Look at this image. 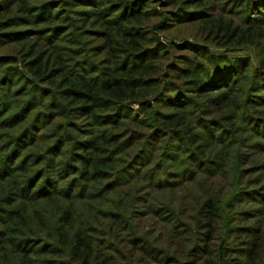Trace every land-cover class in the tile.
I'll return each instance as SVG.
<instances>
[{"label": "rangeland", "instance_id": "rangeland-1", "mask_svg": "<svg viewBox=\"0 0 264 264\" xmlns=\"http://www.w3.org/2000/svg\"><path fill=\"white\" fill-rule=\"evenodd\" d=\"M115 40L148 50L124 64L151 65L150 108L69 105L63 78L99 83ZM222 59L223 102L193 81ZM262 70L264 0H0V264H80L73 236L84 264H264Z\"/></svg>", "mask_w": 264, "mask_h": 264}, {"label": "trees", "instance_id": "trees-1", "mask_svg": "<svg viewBox=\"0 0 264 264\" xmlns=\"http://www.w3.org/2000/svg\"><path fill=\"white\" fill-rule=\"evenodd\" d=\"M3 7H8V6L5 5ZM28 10L29 9L24 8L25 13L28 12ZM141 15H142L141 13H135L133 19L137 20ZM220 32H222V39L225 40L226 43L231 41H236L240 44L247 43L251 39V33H252L250 30L247 29L240 30L239 28L231 27L230 25H226L222 28L220 25H218L215 28L213 35L216 36ZM115 44L119 46L118 41H116ZM128 45H130L129 46L130 48L132 46L134 47L133 49H135L137 47L136 40L130 38L128 40ZM119 47L120 49L111 47L110 51L125 52V55L123 56V58H121L122 61L121 65H119V67L117 68L116 67L113 68L110 71L104 73L101 72L102 75L100 77L99 83H95V85H93L89 83L90 80H87L86 78H81L79 80H68L67 79L68 77L63 78V82L67 84V86L65 87L66 91L71 96V98L69 99L64 98L67 99V103L69 105L71 106L74 105L81 112H84L86 114H93V112L97 110H103V109L108 110L111 107H114L115 110L122 109L121 103H126V102L136 104L141 109L144 108L145 110H147L150 108L149 103L152 100V95L153 94L156 95L158 92L157 90L158 80L156 78L145 77L148 76L147 75L148 72H146V70L151 65H146L147 62L145 63L132 62L130 66L125 67V64L129 60V58H131V60L138 59V61H140V58L146 55L148 50L140 49L133 51L131 49H125V48L124 50H122L123 49L122 46ZM154 47H155L154 50L156 51L161 50V46L159 44L155 45ZM183 47H184L183 49L194 51L195 53L201 54L203 56L207 55L206 54L207 50L205 48H197L189 44H184ZM68 51H72V50L68 49ZM58 57L60 58V56ZM70 57L71 56H69V58ZM38 59H40V56H37L34 60L32 59L30 64L36 62ZM61 59L59 61H62ZM222 60H223L222 64L224 65H222L221 63L220 64L215 63L213 65L215 68V74L209 78L208 83L203 81V79L193 80L198 84H200V86L201 85L210 86L216 83L215 86L216 88L214 89H216L217 91H220V89L224 88V91L221 92L218 97L219 100H221V102L227 99L228 94L226 91L234 83L232 81L236 80L235 79L236 75H234L235 73L233 74L231 72V68L226 63V60L225 59ZM28 70L31 72L30 73L28 71L32 77H35L37 80H39V76L42 77L43 74L42 70H44V66L43 65L42 66L32 65V67L28 66ZM261 72L264 73V70H262ZM187 73L189 74V72ZM228 80L231 81L229 85H222V86L218 85L221 82H228ZM100 166L101 164H99V162H96L92 165L93 169L96 171L98 170L97 168H100ZM207 213L209 215L214 216V214H212L211 212H207ZM69 252H70V258L72 260H79L80 264H84L86 259L89 257V253H90L89 244L84 239L78 236H73L71 241L69 242Z\"/></svg>", "mask_w": 264, "mask_h": 264}]
</instances>
